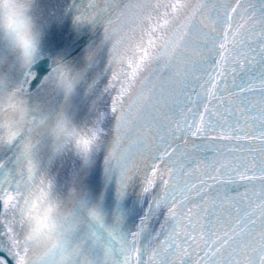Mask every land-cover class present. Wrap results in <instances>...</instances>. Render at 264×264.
Here are the masks:
<instances>
[{
	"label": "snow or ice",
	"instance_id": "obj_1",
	"mask_svg": "<svg viewBox=\"0 0 264 264\" xmlns=\"http://www.w3.org/2000/svg\"><path fill=\"white\" fill-rule=\"evenodd\" d=\"M75 21L103 25L116 116L105 160L121 194H151L136 231L94 207L78 232L34 246L24 233L53 182L35 158L37 123L0 124L21 151L0 174V264H264V0H81ZM86 144L101 129L86 130ZM4 167L0 164V169ZM164 207L160 228L142 235ZM45 231L49 226L43 221Z\"/></svg>",
	"mask_w": 264,
	"mask_h": 264
},
{
	"label": "clouds",
	"instance_id": "obj_2",
	"mask_svg": "<svg viewBox=\"0 0 264 264\" xmlns=\"http://www.w3.org/2000/svg\"><path fill=\"white\" fill-rule=\"evenodd\" d=\"M34 0H0V124H11L17 130L27 129L33 121L32 132L50 141L54 154L71 149L84 165L91 161L94 143L86 144V130L74 123L65 111L49 112L39 101L31 100L24 79L10 78V68L5 65L11 61L17 71L29 73L39 51L36 19L32 13ZM50 87L65 97L75 94V82L69 70L57 63L48 78ZM40 201L36 209H30L34 216L29 223L24 239L34 246L55 243L59 238L70 237L79 231L84 215L94 208L83 198L75 187L63 195L54 194V185L45 194L36 193ZM90 219V216H89ZM41 221L49 226L45 231ZM101 264H117L115 251L107 244L104 246Z\"/></svg>",
	"mask_w": 264,
	"mask_h": 264
}]
</instances>
